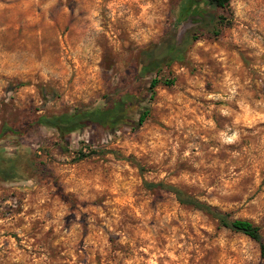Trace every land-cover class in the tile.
Here are the masks:
<instances>
[{"label": "rangeland", "instance_id": "obj_1", "mask_svg": "<svg viewBox=\"0 0 264 264\" xmlns=\"http://www.w3.org/2000/svg\"><path fill=\"white\" fill-rule=\"evenodd\" d=\"M178 3L0 0V132L29 126L0 137L13 171L0 174V264H264L256 241L167 188L264 241V0L201 2L207 22ZM187 36L181 57L140 73ZM131 87L144 94L113 127L35 123Z\"/></svg>", "mask_w": 264, "mask_h": 264}, {"label": "trees", "instance_id": "obj_2", "mask_svg": "<svg viewBox=\"0 0 264 264\" xmlns=\"http://www.w3.org/2000/svg\"><path fill=\"white\" fill-rule=\"evenodd\" d=\"M229 1L230 0H179V16L184 17L189 14L197 15L199 20L207 22L211 16L205 15L206 11L200 4L201 2L209 4L213 7H224ZM188 36L185 41L174 48L167 47L158 53L149 52L145 61H143L140 66V73L144 74L152 72L155 69H158L162 64H167L168 62L181 57L184 53V46L188 41ZM157 82L158 80L153 78L150 81L149 89L154 88ZM143 94L144 88L137 89L136 87H131L122 96L108 100L102 104L95 105L90 109L77 110L71 113L40 115L37 117L35 123L53 127L63 135L71 133L75 130H80L90 124L98 125L101 128L113 127L125 117L129 107L134 104L136 100H139ZM146 114L147 111H143L139 117V122L144 120ZM27 128L25 127L22 130L24 131ZM22 130L18 127L7 126L1 130L0 137L6 132L17 134L22 132ZM12 173L13 171L10 169H0V174L5 178H8ZM147 186L160 187L161 185L159 183H147ZM167 188L175 194L180 203L191 205L217 219L220 224L227 226L232 230L241 232L256 241L259 244L261 255L264 256V241L262 235L259 231V227L254 225L251 221L241 218L229 219L225 213L215 209L210 204L189 197L187 193L178 188L170 186Z\"/></svg>", "mask_w": 264, "mask_h": 264}]
</instances>
